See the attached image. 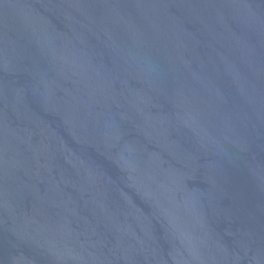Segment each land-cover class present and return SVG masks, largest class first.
<instances>
[{
	"label": "water",
	"instance_id": "water-1",
	"mask_svg": "<svg viewBox=\"0 0 264 264\" xmlns=\"http://www.w3.org/2000/svg\"><path fill=\"white\" fill-rule=\"evenodd\" d=\"M0 264H264V0H0Z\"/></svg>",
	"mask_w": 264,
	"mask_h": 264
}]
</instances>
